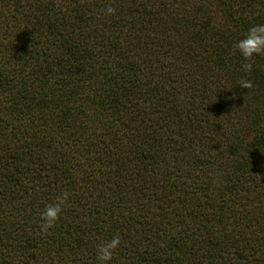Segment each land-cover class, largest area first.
<instances>
[{
	"label": "trees",
	"instance_id": "obj_1",
	"mask_svg": "<svg viewBox=\"0 0 264 264\" xmlns=\"http://www.w3.org/2000/svg\"><path fill=\"white\" fill-rule=\"evenodd\" d=\"M262 23L264 0H0V264H97L114 235L107 264H264V52L235 48Z\"/></svg>",
	"mask_w": 264,
	"mask_h": 264
},
{
	"label": "clouds",
	"instance_id": "obj_2",
	"mask_svg": "<svg viewBox=\"0 0 264 264\" xmlns=\"http://www.w3.org/2000/svg\"><path fill=\"white\" fill-rule=\"evenodd\" d=\"M105 12L112 14L114 9L111 6H106ZM235 48L245 61L250 60L254 55L264 52V23L250 26L243 37L236 42ZM252 67L253 65L248 62L242 64V69L245 73L251 72ZM238 85L242 89H248L252 87V82L251 80L241 79ZM65 199H67V193L62 194V198L58 197L56 203L45 205L41 210V232H47L48 229L53 227L58 216L61 214V206ZM119 243V235H114L106 242L98 243L96 245L97 264H107L112 259L113 250L117 248Z\"/></svg>",
	"mask_w": 264,
	"mask_h": 264
}]
</instances>
